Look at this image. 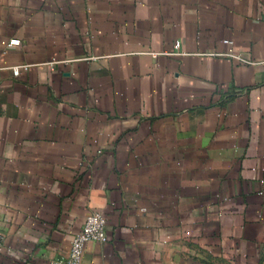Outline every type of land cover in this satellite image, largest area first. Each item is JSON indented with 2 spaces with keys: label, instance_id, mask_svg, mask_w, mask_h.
Wrapping results in <instances>:
<instances>
[{
  "label": "crops",
  "instance_id": "obj_1",
  "mask_svg": "<svg viewBox=\"0 0 264 264\" xmlns=\"http://www.w3.org/2000/svg\"><path fill=\"white\" fill-rule=\"evenodd\" d=\"M93 210L81 264H264V0H0V264Z\"/></svg>",
  "mask_w": 264,
  "mask_h": 264
},
{
  "label": "built area",
  "instance_id": "obj_2",
  "mask_svg": "<svg viewBox=\"0 0 264 264\" xmlns=\"http://www.w3.org/2000/svg\"><path fill=\"white\" fill-rule=\"evenodd\" d=\"M21 43V40L18 38H14L10 41L11 45H18ZM229 45H233V41H228ZM180 42L177 41L175 44V48H180ZM229 55L235 56L233 53V49L230 48ZM240 58L239 56H236ZM244 60V59H242ZM28 65H18L13 68L14 74L18 75L22 69H27ZM109 237L107 234V219L106 217L99 211L93 210L89 212L86 216L85 223L82 229L75 234L70 251L68 256L64 261L56 262V264H81L84 256L85 246L89 241H98V242H106ZM3 245V236L0 234V248Z\"/></svg>",
  "mask_w": 264,
  "mask_h": 264
}]
</instances>
